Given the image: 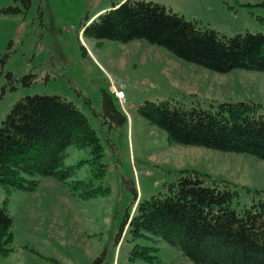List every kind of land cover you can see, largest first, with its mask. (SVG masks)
<instances>
[{"label": "rangeland", "instance_id": "rangeland-1", "mask_svg": "<svg viewBox=\"0 0 264 264\" xmlns=\"http://www.w3.org/2000/svg\"><path fill=\"white\" fill-rule=\"evenodd\" d=\"M115 1L30 0L24 5L0 0V6L20 7L0 13V120L25 94H58L71 101L98 137L103 169L93 182L106 186L83 198L69 194L51 175H33L39 181L31 190L0 183V205L11 217L5 243L10 249L0 253V264H92L100 252L97 264H201L154 234L125 232L126 225L114 240L136 202L133 190L141 198L164 192L182 168L236 183L235 207L264 204L263 158L171 142L137 111L145 99L199 101L204 107L222 98L264 102V71L236 67L217 72L143 38L119 41L81 33L87 17ZM152 1L218 34L264 33V0ZM66 150L63 163L76 164L72 178L88 179V148L69 145ZM203 182L211 180L204 177ZM141 246L148 258L136 252Z\"/></svg>", "mask_w": 264, "mask_h": 264}, {"label": "trees", "instance_id": "trees-1", "mask_svg": "<svg viewBox=\"0 0 264 264\" xmlns=\"http://www.w3.org/2000/svg\"><path fill=\"white\" fill-rule=\"evenodd\" d=\"M20 1L24 5L30 2ZM18 10L15 4L0 6V13ZM81 33L119 41L143 38L217 72L236 67L264 71L263 32L218 34L152 0L112 2L109 8L87 17ZM109 105L104 97L107 112ZM137 111L162 128L171 142L264 158V102L222 98L204 107L199 101L187 104L145 99L137 105ZM69 145L88 148V179L72 178L76 164L63 163ZM100 150L95 130L71 101L58 94H25L0 120V183L31 190L39 181L33 175H51L69 194L88 198L106 188L93 182L103 169L98 160ZM179 172L166 191L137 198L131 214L126 211L120 222L115 244L126 225L125 232L133 236L154 234L195 263L264 264V204L259 201L235 207L236 183L212 181L209 174L193 168ZM204 177L211 182L204 184ZM133 193L135 200V189ZM10 223L11 217L0 205L1 254L10 249L5 246L10 240ZM141 247L142 251L136 252L148 258L146 247ZM100 259L101 252L92 264Z\"/></svg>", "mask_w": 264, "mask_h": 264}, {"label": "crops", "instance_id": "crops-1", "mask_svg": "<svg viewBox=\"0 0 264 264\" xmlns=\"http://www.w3.org/2000/svg\"><path fill=\"white\" fill-rule=\"evenodd\" d=\"M264 159V158H263ZM264 161V160H263Z\"/></svg>", "mask_w": 264, "mask_h": 264}, {"label": "built area", "instance_id": "built-area-1", "mask_svg": "<svg viewBox=\"0 0 264 264\" xmlns=\"http://www.w3.org/2000/svg\"><path fill=\"white\" fill-rule=\"evenodd\" d=\"M120 93V92H119Z\"/></svg>", "mask_w": 264, "mask_h": 264}]
</instances>
